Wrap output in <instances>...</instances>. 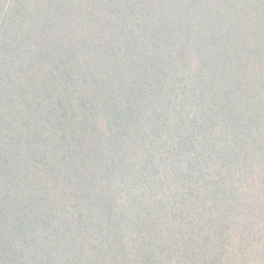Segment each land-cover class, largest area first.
Segmentation results:
<instances>
[{
	"label": "trees",
	"instance_id": "trees-1",
	"mask_svg": "<svg viewBox=\"0 0 264 264\" xmlns=\"http://www.w3.org/2000/svg\"><path fill=\"white\" fill-rule=\"evenodd\" d=\"M0 264H264V0H0Z\"/></svg>",
	"mask_w": 264,
	"mask_h": 264
}]
</instances>
